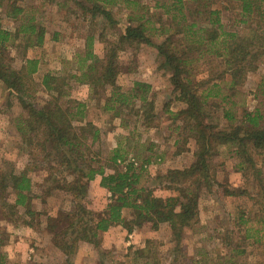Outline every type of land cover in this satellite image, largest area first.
Returning a JSON list of instances; mask_svg holds the SVG:
<instances>
[{"label":"trees","instance_id":"obj_1","mask_svg":"<svg viewBox=\"0 0 264 264\" xmlns=\"http://www.w3.org/2000/svg\"><path fill=\"white\" fill-rule=\"evenodd\" d=\"M22 1L0 0L4 18L17 24L13 30L0 24V83L20 107L13 123L28 156L19 172L0 168V212L4 219L11 220L21 209L32 218L36 215L31 208L33 200L43 206L52 193L63 192L71 199V208L55 216L47 214L42 225L54 247L66 257L65 264H70L68 259L79 243L96 246L100 235L114 225L126 234L138 229L157 231L167 225L170 243L178 248L185 232L197 222L203 188L211 193L216 187L222 190L223 197L244 193L215 180L210 161L217 147L226 146L237 159V171L256 182L250 199L261 208L260 216L254 220L241 212L237 226L250 223L244 230V239L264 243V69L252 94L256 101L253 109L243 104L240 111H233L236 104L230 100L236 94L244 95L237 88L249 74L264 67V0H72L82 18L101 17L103 26L118 25L119 30L109 40L101 34L87 35L83 52L74 57L76 72L68 76L46 72L39 83L33 80L39 59L29 57L27 51L44 45L46 30L31 13L32 8L21 5ZM222 4L235 7L234 25L239 30L224 25L222 11L228 10L227 6L215 8ZM113 9L123 13L122 25L112 20ZM53 35L56 41L57 34ZM94 40L104 44L103 58L93 54ZM139 46L156 53L172 86L171 99L182 105L174 111L166 109L165 113L174 125L179 123L174 131L185 132L184 142L190 139L195 146L189 166L168 170L162 176L166 189L173 192L166 197L156 196L144 187V171L151 165L148 156L138 163L128 148L119 146L111 150L107 162L99 159L93 147L100 141V130L85 120V105L71 100L67 92L68 80L89 87L92 99L102 91V111L112 118L123 122L127 109L132 111L135 123L145 129L154 127L151 87L133 82L131 89L122 92L116 84L121 66L118 54ZM12 49H16L20 60L18 69L12 65ZM221 85L226 94H221ZM40 92L46 96L41 102L37 101ZM217 99L224 105L222 119L227 124L219 130L206 110L208 100ZM131 105L137 108L132 110ZM122 126L127 127L124 123ZM174 143L178 144V140ZM41 167L45 172L43 184L34 179ZM106 168L112 171L106 172ZM96 177L100 178L99 186L111 195V202L99 213L85 209L82 203L89 182ZM123 210L132 212L129 220L122 217ZM154 249L155 242L146 240L141 248L132 251L131 264H160ZM232 253L233 257L216 263L201 253L191 264H238L234 256L243 252ZM0 264H5L1 253ZM172 264H176L175 259Z\"/></svg>","mask_w":264,"mask_h":264},{"label":"rangeland","instance_id":"obj_2","mask_svg":"<svg viewBox=\"0 0 264 264\" xmlns=\"http://www.w3.org/2000/svg\"><path fill=\"white\" fill-rule=\"evenodd\" d=\"M23 6L32 8L31 13L38 23L45 28V43L41 48L30 49L27 55L39 59L37 73L33 80L39 83L44 73L50 72L68 76L76 71L75 55L83 52L84 38L98 34L106 39H111V34L119 30V26L107 24L103 26V19L90 16L82 18V12L72 0H23ZM227 4L216 5L222 9ZM228 10L222 11V20L228 29L239 30L236 27L237 11L235 7L227 6ZM112 20L124 23V15L116 9L111 10ZM1 27L13 30L16 23L4 18V11L0 8ZM56 35V41L53 40ZM111 37V38H110ZM93 54L97 58L104 56V44L94 40ZM10 56L15 58L12 64L18 69L20 60L16 49L10 50ZM120 74L116 84L122 92L132 88L133 82H142L151 87L149 97L153 100V112L155 121L149 131L145 130L138 122L132 111L125 109L123 122L118 118H112L110 113L102 111V91L99 96L91 98L89 87L77 85L73 80H68V97L85 105V120L93 123L100 130V141L93 147L98 153L99 159L107 162L111 156L112 146L128 148L130 154L141 163L146 156L150 158V166L144 171V187H147L156 196L166 197L173 192L166 189V183L162 176L171 169H183L192 162V153L195 146L190 139L184 142L185 132H175L174 126L179 123L172 122L165 110H177L182 105L174 101L171 96L172 86L168 82L167 73L160 68L156 53L152 49L139 46L127 52L118 54ZM264 67L257 72L249 74L241 87L237 90L244 95L236 94L230 100L236 104L232 109L241 110L245 106L248 110L256 106L253 98L257 82ZM221 94H226L225 87L221 85ZM102 98V99H100ZM46 99L43 93H38L37 101ZM217 100H208L207 113L219 129H225L226 122L222 119V107ZM219 105L214 108L211 104ZM132 110L137 106L130 107ZM21 112L14 97L8 96L0 83V168L15 172L23 170L28 160L26 152L22 148L21 139L14 128V119ZM123 123L127 126L122 128ZM123 133H130L131 141L121 144L122 139L117 136L118 128ZM145 141L138 144L137 140ZM118 137V138H117ZM178 140V144L174 142ZM175 144V145H174ZM127 145V146H125ZM149 151H148V150ZM146 150L148 152H146ZM226 146L217 147L216 155L210 161L211 168L217 183L244 192L238 197H223L222 190L214 187L211 193L204 190L198 201V219L191 229H188L181 240V245L175 248L170 243L167 225H161L157 231L138 229L131 234L121 231L117 225L112 226V235L102 233L99 243L95 246L87 243H79L75 254L68 259L70 264H131L129 256L132 251L141 248L146 240L155 242V252L160 264H191L192 259H199L201 253L205 254L209 261L216 263L225 257H233L232 250L242 251L240 256H234L238 264H264V243H256L255 239L245 240L244 230L250 227V223L237 226L238 217L243 212L253 220L260 216V207L250 196L255 193L254 179L244 176L236 169L237 159L230 153ZM130 155L127 156V159ZM38 162L41 159L38 158ZM121 169L122 166H119ZM263 168V167H262ZM106 168V172H110ZM34 179L43 184L45 172L43 167L36 171ZM64 176V175H63ZM68 178L67 174L65 175ZM89 182L86 196L83 200L85 209L93 212H102L111 202V195L98 185L100 180ZM45 184V183H44ZM40 189V188H39ZM39 192V190H38ZM254 198H258L255 196ZM12 200L10 198L9 202ZM34 217H28L24 210L17 211V215L11 220H6L0 212V253L5 256V264H65V258L50 241L49 234L42 225L46 215L55 216L59 211L71 208V199L64 193H52L46 199L45 205L37 200L32 201ZM40 212V214H37ZM123 217L129 220L132 216L130 210H124ZM2 216V217H1ZM32 219L30 226L28 223ZM30 223V224H31ZM59 226H61L59 224ZM256 226V225H255ZM85 247H80V245ZM227 244L228 247H224ZM81 245V246H82ZM128 256V257H127ZM67 260V259H66ZM140 264V263H137Z\"/></svg>","mask_w":264,"mask_h":264},{"label":"crops","instance_id":"obj_3","mask_svg":"<svg viewBox=\"0 0 264 264\" xmlns=\"http://www.w3.org/2000/svg\"><path fill=\"white\" fill-rule=\"evenodd\" d=\"M180 108H182V106L180 107ZM179 108V109H180ZM172 111H174V110H172ZM118 128V131H117V136H118V134L120 133L121 135H119V136H121V137H119L120 139H122V142H121V144L123 143L124 144V141H125V138L126 139H128L127 141L128 142H130L131 141V135H130V133H123V130L122 129H120L119 127H117ZM123 128V127H122ZM145 129V128H144ZM146 131L148 130L149 131V129H145ZM118 138V137H117ZM137 143L140 145V144H143L144 145V143H145V141H143V140H141V136H140V139H138L137 140ZM118 145H120V143L118 144ZM117 145V146H118ZM117 146H112V149H115V148H117ZM95 181L97 180L96 178L94 179ZM98 181V180H97ZM100 181V180H99ZM98 185H99V182H98ZM124 212V210L122 211V217H123V213ZM124 218V217H123ZM113 231V228L112 227H110L109 229H108V231H107V233L106 234H108V235H112V231ZM82 245V244H81ZM80 245V247H85V245H82L81 246Z\"/></svg>","mask_w":264,"mask_h":264}]
</instances>
